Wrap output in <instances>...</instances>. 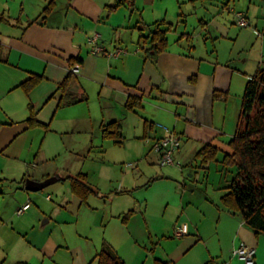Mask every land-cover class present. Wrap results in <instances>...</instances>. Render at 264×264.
Instances as JSON below:
<instances>
[{"label": "crops", "instance_id": "0c3cea01", "mask_svg": "<svg viewBox=\"0 0 264 264\" xmlns=\"http://www.w3.org/2000/svg\"><path fill=\"white\" fill-rule=\"evenodd\" d=\"M51 1L0 0V197L11 189L15 214L33 198L25 189L28 179L62 180L36 164L44 153L38 146L42 137L47 141L49 134L83 129L105 139L104 128L117 122L123 135L121 145L134 140L141 147L140 157L147 156L159 171L148 167L143 170L146 175L141 170V180L131 181L130 174H123L120 186L110 192L94 186L88 174L80 173L87 176L94 192L83 200L72 192L70 183L72 197L59 202L51 220L77 224L84 204L90 208L92 198L108 199L112 208L119 198H129L133 201H126L130 210L111 212L108 222L116 223L104 228L98 245L93 244L95 249L108 245L126 264H246L234 256L237 246L246 245L256 250L255 264H264V235L256 236L224 205L228 191L220 199L221 208L192 188L191 196L180 195L177 185L182 182L184 167H161L157 154H142L146 139L167 134L162 127L182 138L176 153L179 162L193 161L198 168H208L209 164L202 165L197 159L206 145L216 147L219 154L232 152L229 144L240 119L238 112H232V107L237 109L236 89L246 87L244 83L264 66V0H259L260 6L250 0L246 31L237 22L229 26L199 17L192 32L187 17L198 16L196 4L204 0H54L52 12L42 20ZM227 2L230 8L231 1ZM187 4L191 9L186 10ZM160 23H165L161 30L171 28L168 46L153 57L146 38ZM96 34L105 52L122 49L126 54L117 58L92 54L89 40ZM198 36L204 38L203 43L196 41ZM239 39L237 49L234 46ZM225 42L233 48L223 47ZM248 62H254L250 69L243 65ZM77 66L79 71L71 74ZM70 74L75 81L72 90L86 94L88 101L60 108L57 91ZM34 77L41 79L26 92L21 85ZM130 98L140 99L142 107L128 110ZM89 103L92 108L99 107L96 115ZM32 114L48 130L30 128ZM77 176L66 179L71 182L69 177ZM153 201L164 208L162 213L154 210L157 203ZM107 205L106 200L104 210ZM26 213L8 217L1 208L0 228L19 236L26 229L22 218L31 217ZM0 245L7 247L9 241Z\"/></svg>", "mask_w": 264, "mask_h": 264}, {"label": "rangeland", "instance_id": "374dc122", "mask_svg": "<svg viewBox=\"0 0 264 264\" xmlns=\"http://www.w3.org/2000/svg\"><path fill=\"white\" fill-rule=\"evenodd\" d=\"M227 1L204 0V2L196 4L197 7H200V13L198 16L192 15L187 17L189 32H192L193 28L198 26L200 23L199 17L204 18L203 21L205 22L210 19V21L226 22L225 24L234 26L233 24L237 20H235V13L230 11L231 9L236 12L249 13L250 0H229V3L231 1L230 8ZM254 4L260 6L259 0H255ZM188 9H191V5L189 4L186 6V10ZM251 9L252 11L254 10V8ZM252 14L254 15V11ZM251 20H254V17L251 16ZM235 27L238 31L248 30V28L241 30V28ZM197 40L203 43L204 38L198 36L196 37ZM224 45L228 46V49L233 48L227 42L223 43V47H225ZM240 46L241 41L239 39L234 47L238 49ZM255 53H253V57H255ZM242 59L244 60V58ZM243 60L241 63H243ZM253 64L254 62H248L243 65L249 68ZM239 65L242 66L240 63ZM244 84L247 85L246 83ZM245 88L236 89L238 93L235 96L238 97H236L235 102H238V104L234 102V105H237V109L232 107V112H235V114L238 112L239 116L241 115ZM89 109L94 115L99 112V107L95 105L92 108L90 103ZM129 133H131L130 130ZM52 138L53 142H51ZM43 139L42 137L41 141H38V146L41 145L43 147V158H39L36 164L39 165L40 169H45L50 173L55 172L62 177V180L42 191L29 193L33 197L30 201H27L32 205L31 210L27 212L29 215L31 214V217H26L25 215L22 218V224L26 225V229L25 231H21L19 236L18 234L16 235L4 230L5 228H0L1 244L5 240L9 241L7 247L0 245V264H97L96 256L102 248L97 246L95 249L93 244L98 245V240L100 241L102 238L101 233L103 236L104 228L109 227L108 229H110V226L112 227L116 223L114 220L109 223L108 216L113 211L117 213L119 210H126L127 212L130 209L126 201H129L130 204H133V201L129 198H119L117 201L120 202L115 201L112 208L110 201L106 199L108 205L106 210H104L103 207L106 200L92 198L88 202L90 208L84 204L77 224H59L54 219L51 220L50 216L54 214L53 209L58 207L60 201H67L72 197L70 190L71 182H69V179H66L67 176H77L80 173L88 174L89 181L94 186L101 187L103 190L109 189L110 192L120 186L119 182L123 174H130L129 181L133 178L141 180L144 176L142 175L144 173L143 170L146 171L148 167H152L159 171V168L156 164L150 163V159L147 156L140 157L141 147L131 139L125 145H114L112 141L102 139V137L98 139L83 129L74 130L64 135L53 133L49 134L47 141H43ZM49 139L50 142H48ZM152 146V142L145 140L142 144V147H144L142 149H145L142 154L149 151L155 154ZM102 150H105V153H102L104 157L100 156L102 155ZM223 150L225 151V149ZM223 157L224 154L220 153L217 157L218 161L210 163L208 168L201 166L198 168L193 161L186 164L180 161L182 167H184L182 169L184 171L182 182L178 185L176 184L180 195L184 192L186 193V197L187 193L189 197L192 188L193 192L196 191L200 197H205L207 201L221 208L220 199L228 191L226 188L231 183L234 175L233 169L223 167ZM131 164L133 165L131 166ZM175 168L181 169L179 167ZM141 170L142 174L140 173ZM48 196L51 197L50 201L47 200ZM136 196L139 198L141 195L140 193H136ZM194 197L195 199L197 198L196 196ZM11 200L12 191L11 189H7V195L0 197V209L3 208L4 214L8 217H15L17 215L12 211L15 201ZM195 201L197 202L198 199ZM153 202L157 203L154 206V210L162 213L164 208L160 206L158 201ZM33 224H35L34 228ZM11 227L9 226V228ZM17 240L19 241L18 244ZM13 244L17 245L13 246Z\"/></svg>", "mask_w": 264, "mask_h": 264}, {"label": "trees", "instance_id": "16d2710c", "mask_svg": "<svg viewBox=\"0 0 264 264\" xmlns=\"http://www.w3.org/2000/svg\"><path fill=\"white\" fill-rule=\"evenodd\" d=\"M54 5L55 1L52 0L45 8L42 20H45L47 14L52 12ZM164 25L165 23L157 24L156 30L150 32L149 38H146L150 39V51L153 52V57L164 52L168 46L167 32L171 28L168 26L167 30H161V26ZM71 74L57 91L60 96V108L88 101L86 94L72 90L75 81ZM40 79L41 77H34L23 83L21 87L29 92ZM217 96L216 94V98ZM141 107V101L137 98H130L126 105L130 111ZM28 123L30 128L42 126L48 130L47 126L37 121L34 114ZM103 137L121 145L123 135L120 125L117 122L108 124L103 130ZM229 145L232 152L224 155L222 164L226 169H233L234 175L227 187L228 192L223 197V203L230 211L238 214L256 236L264 235V67L258 69L246 85L238 129ZM218 155L219 150L216 147L206 145L197 154V159L202 165H208L215 162ZM69 178L72 192L83 200L94 192L88 185L86 175L79 174L77 177ZM96 260L97 264H126L108 245L102 248ZM156 264L162 263L157 262Z\"/></svg>", "mask_w": 264, "mask_h": 264}, {"label": "built area", "instance_id": "2783aa9c", "mask_svg": "<svg viewBox=\"0 0 264 264\" xmlns=\"http://www.w3.org/2000/svg\"><path fill=\"white\" fill-rule=\"evenodd\" d=\"M235 17L237 20V25L241 28H247L250 26L248 17L243 12H235ZM100 35L96 34L94 38L89 40L91 46V53L94 55L105 53L104 48L99 44ZM122 54H126V51L120 49L113 53H105L109 58H117ZM74 73L79 71V67H75L72 70ZM164 131L167 133L164 137L161 138H148L147 142H152V150L155 154L159 156V164L161 167H179L182 168V164L176 160V153L181 147L182 138L169 131L167 128H164ZM31 208V203H27L16 211L17 216H22ZM178 236H181V232L177 233ZM234 256L244 261L246 264H255L256 250L250 248L246 245H239L234 249Z\"/></svg>", "mask_w": 264, "mask_h": 264}, {"label": "water", "instance_id": "95a60500", "mask_svg": "<svg viewBox=\"0 0 264 264\" xmlns=\"http://www.w3.org/2000/svg\"><path fill=\"white\" fill-rule=\"evenodd\" d=\"M56 181V178H49L43 182H36L28 179L25 184V189L30 192H39L54 184Z\"/></svg>", "mask_w": 264, "mask_h": 264}]
</instances>
